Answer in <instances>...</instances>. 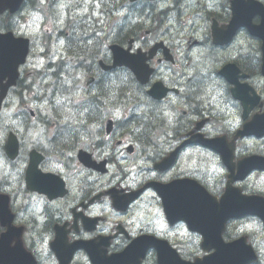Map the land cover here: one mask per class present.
<instances>
[{"label": "flooded vegetation", "instance_id": "flooded-vegetation-1", "mask_svg": "<svg viewBox=\"0 0 264 264\" xmlns=\"http://www.w3.org/2000/svg\"><path fill=\"white\" fill-rule=\"evenodd\" d=\"M216 1H219L216 7L221 9V13L218 11L216 17L224 22L227 20L224 9L226 0H214L212 5ZM132 17H134L135 22L140 15L132 14ZM120 33L121 31L118 35ZM84 34L80 31L75 35L79 43L82 42ZM136 34H133V41L135 40V43L140 44ZM104 39L102 35H99L89 39L91 41L88 43L82 44L86 53L85 56L89 58L86 63L78 65L77 68L81 69L77 71L69 63L72 52L70 53L65 49H61L56 54V62L53 64L54 93L64 102V107L62 109L56 108L55 112L58 117H65L66 123H64L65 127L50 129L53 132L47 133L45 138H36L38 143H36L35 148L43 158L39 166L40 170L43 173L60 176L64 183L65 192L52 196L45 192L37 193L25 190L27 192L25 194L21 191H8L12 199L13 207L11 209L15 215L14 225L23 229V241L32 253L35 264H58L50 247L56 237L59 241L63 238L67 246L80 241L94 242L87 246L94 249L96 257L104 264H111L109 257L116 264H120L117 260L118 255L129 245L137 243L143 247L144 257L141 264H156L157 252L153 238L167 240V232L171 229L164 220L160 196L152 189L142 190L138 198L128 206L127 210L122 212L110 208L111 194H109L110 202L105 192L110 187H122L125 190L113 194L115 196L122 195V193L127 195L145 188L150 181L168 183L178 178H195L199 172L197 168L198 155L195 148L192 147L194 145L178 151L173 164L166 170L156 172L152 169L154 163L168 156L187 138V134L191 130L190 124L200 115L198 103L201 101L198 94L201 91V82L196 80L201 74L198 72V68L193 66L187 68L189 63L188 65L182 63L181 59L174 55L177 61L175 68L179 70V73L176 74L173 81L169 80L166 84L179 90L175 96L178 100L175 103L165 101L166 107L154 105L150 100L145 101L141 94L133 95L135 96L133 99L135 105L131 112L133 111V115L136 116L139 113L144 122H148L147 125H151L149 122H163L165 116L174 118L172 127H154L150 130L143 127L140 128L139 133H136L131 127H124L127 120L124 121V102H122L123 93L121 90L130 83L122 79V69L104 72L99 68L98 60L92 61L90 58L95 55L101 57L103 54L107 56V52L101 48ZM134 49L138 48L134 47ZM160 57L161 52L153 61L157 62ZM246 59L250 63V58L247 57ZM102 60L104 63L110 64V58ZM79 72H83L84 77L89 78L87 82H90L88 85L84 84L83 92L79 89L81 81ZM32 78L31 73H23L19 86L17 84L18 87L14 88L13 91L39 85L40 81L36 79L34 82ZM62 83L68 84L62 86ZM35 97L38 98V95L36 94ZM77 97L83 98L78 106L75 105ZM171 98L172 96L169 97V99ZM190 103L195 107L191 106L186 111H182V115L175 113L177 106H187ZM151 112L152 114H150ZM147 114H150L149 117H146ZM81 117L85 121L86 128L84 130L68 129L77 124V120ZM109 118L113 120L112 130L106 127V121ZM28 130L34 129H27L26 132ZM68 135L74 136L73 143L72 141L66 143ZM63 136L65 138H62ZM159 140L160 143H157L156 141ZM127 147L130 148L127 149ZM79 150L89 155L88 160L94 166L106 162L109 167L118 165L125 169L128 166L121 165L119 160L122 161L125 156H128L134 160L133 165H136L140 159V162L148 163L150 167L139 168L134 175H129V171H126L120 180L109 184L106 179H103L106 176L83 169L78 164L76 154ZM19 159L25 161L19 174L20 183L25 187L29 152H21ZM189 163L192 165L189 166ZM0 164L4 165V162L1 163L0 161ZM99 169L102 168L99 167ZM17 170L15 168V171ZM123 170L118 171L123 172ZM79 171H85L86 174H78ZM13 175L14 172L11 171L6 176L11 179ZM9 179L6 182L8 187L14 188ZM56 190H60V187L57 186ZM27 195L33 203L27 200ZM100 195L101 197H96ZM92 199H94L93 202H90ZM17 200L24 201L25 208H22L21 214L18 213L21 207L18 210L15 207ZM156 215H160L159 221H157ZM87 218H97V220L91 222ZM96 222L98 223L94 228ZM179 224V222L175 224V227ZM235 224L232 223L231 225L235 226ZM1 231L2 229L0 233ZM187 234L189 233L186 230L184 235L180 234L178 240L172 243V246L176 248L175 250L179 251V255L183 257L190 254L191 247L196 248L197 245L200 247L201 244L200 236L189 234L196 237L195 240H189ZM230 239L231 237H228V240ZM166 243L169 244V242ZM256 247L259 249L258 244ZM132 252L136 254L134 249ZM94 262L98 264L96 260ZM71 264L92 263L88 254L79 249L73 253Z\"/></svg>", "mask_w": 264, "mask_h": 264}, {"label": "rangeland", "instance_id": "rangeland-1", "mask_svg": "<svg viewBox=\"0 0 264 264\" xmlns=\"http://www.w3.org/2000/svg\"><path fill=\"white\" fill-rule=\"evenodd\" d=\"M218 3H215V6ZM119 8V4L116 5H112L109 7V9L106 11V14H110L113 10ZM195 6L190 4V6L188 8H186L185 10H187V14L189 15V17H191V20H188L185 24H179V23H160L157 20H153L150 19L148 22H145L144 24V29L145 30H149L151 29V35L149 36V40L152 42V40L156 39V38H161L163 40H165L166 44L167 42L169 44H171V46L175 49L179 46V49H175V52L178 54V56H182V59L184 60V54H187V59L188 60H196V61H200L203 62L202 64H200L199 62H195V65L200 66L202 70H204V74L205 75H201L196 81L197 82H201V91L203 90L204 93L200 94L199 97H205L204 99H202V101L206 102L207 105L210 104V108L213 109H218V110H223L224 112H221V114L216 113V120H215V124L211 125L209 127V131L210 132H215V131H219V129L221 128H225L227 126L232 125V129L234 128V125H237L238 123H240V121L237 120L236 116V112L234 110V107L232 105V103L230 104H223L221 102V100H217L215 97H211L210 94H208V91L210 92H215V94H217L218 99H221L223 97V95L220 94V90H217L219 88V84H221V82L219 80H217V77L215 76L214 72L215 69L220 65V63L231 57V48L227 49L226 51L223 52H219V53H214V50L209 46V45H204L203 47H198L197 49L193 50V51H184V49H186V44L184 43V40H186V38H190L193 37L194 39L198 40L199 42L202 40L203 36L206 35V33H208V29H206L204 27L205 23H202L201 20H198L197 14L195 12ZM76 13H79L80 9L79 8H75L74 10ZM219 13H221V9L218 10ZM126 12V10H124V13ZM124 15V14H123ZM182 15V19L186 20V16L184 15L183 11L181 13ZM126 16V15H124ZM27 17V16H25ZM118 19H120L118 17ZM20 23L19 24H23L22 22V18H19ZM112 22L109 24L111 25ZM77 25H79V23L77 22ZM93 26H88L87 30H92ZM22 29H24V27H22ZM30 29V28H29ZM55 28L53 27V24H51L50 22H47L44 24L43 29H42V36L44 39V44L46 43V38L45 35L48 33H51V35L54 34ZM98 34H101L99 31H101V28H98ZM178 38H179V45H178ZM167 39H170V41H168ZM247 44H250L249 42H247ZM59 46H61V44H59ZM168 48L171 47L167 46ZM53 48V43L51 42V44H49L47 47L44 46V50L48 49L51 50ZM39 49L37 48L36 52H38ZM245 53H247L249 56L253 57L255 55L254 51H245ZM213 54V55H212ZM233 55H235V53L233 52ZM250 58V57H249ZM38 60H40L38 54L35 53V55L33 56V58L31 59V63H35ZM48 62V59H46V57H44V60L40 62V67L45 65ZM29 61L27 63V69L25 70V74L29 72V69H35L34 68V64L32 65H28ZM250 65V63H249ZM50 82V81H49ZM222 85V84H221ZM261 86H263L264 84H260ZM123 93V99L122 102L125 103V106L128 105L129 103V107L132 109L133 106L135 104H132L131 102H134V96L132 95V93L130 91L121 90ZM39 96H43L42 92H39V90L36 92ZM211 97V98H210ZM123 103V104H124ZM31 107L37 111L38 113H41V115H43L44 117H46L47 119H49L51 122L54 121V118L51 117L50 115V107L48 103L45 104H32ZM62 114V113H61ZM152 114V112L150 113ZM150 114H147L146 117H149ZM8 108H4L2 110V112L0 113V125H2L3 127L6 126L9 123V119H8ZM132 115H133V111H132ZM130 118L129 123H126L125 127L128 125H130L129 127H131V129H133L136 133H139V131L141 130L140 128L143 127H147V130L153 129L155 127V123L153 122H149L151 123V125H147L146 123L148 122H144V120L142 118L138 117H132ZM61 117V116H60ZM64 119V123H66V118L62 117ZM139 118V119H138ZM141 119V120H140ZM168 122L170 124H174V118H168ZM78 123L71 126L70 130H72L73 128L76 127V125H80L84 126L85 125V121L84 118L81 117L79 120H77ZM63 122H60L59 125H57V127H61L63 126ZM172 127V126H171ZM86 128L82 127L80 130H84ZM33 135L37 134L36 131L32 132ZM49 133H52L51 130H49ZM62 138H65V136H63ZM74 139L73 135H68L67 136V142L69 141L71 142ZM73 143V141H72ZM241 150L243 152H256V151H260V152H264V142H250V143H246ZM243 152L238 151V155H245ZM255 154V153H252ZM206 158L201 159L199 161H197V168L199 169V173L203 176H208V181H209V185L211 188H217L220 187V182L221 179L223 178V170L222 167L219 164L218 159L215 156H210V155H205ZM2 163V161H1ZM121 163L123 165L126 166H131L133 165L135 162L132 159H128L126 158L125 160H122ZM192 165L191 163H189V166ZM1 167V166H0ZM143 168L147 167V163H145L143 166ZM1 169V168H0ZM114 174L118 173V170L116 168H114L113 170ZM115 179H117V176H114ZM249 187L251 188H264V180H251L249 182Z\"/></svg>", "mask_w": 264, "mask_h": 264}, {"label": "water", "instance_id": "water-1", "mask_svg": "<svg viewBox=\"0 0 264 264\" xmlns=\"http://www.w3.org/2000/svg\"><path fill=\"white\" fill-rule=\"evenodd\" d=\"M20 0H0V12L5 8H11L15 10L18 6ZM26 42H21L17 44L15 41L8 42L7 44H0V81L8 74V65L6 64L7 58H10L14 54L24 55ZM114 56L116 58V64H124L128 66L132 71H134L138 76L143 70L140 67H135L129 63L126 51L121 50L118 47L113 48ZM125 55V56H124ZM16 67V65H15ZM148 73L144 78L139 77L141 82H145ZM7 86H0V100L4 96ZM156 87L150 92L152 96L155 95ZM253 128H261L264 126V115L253 118L250 123ZM203 145L210 147L221 153L222 159L226 164L229 159L232 158V153L228 150V147L224 144H221L218 141H203ZM261 167V166H260ZM246 169L238 170L237 176L232 177V180L242 179ZM233 173V168L231 170ZM174 192H184L185 198L182 202V208L180 210L183 219L187 222L188 226L192 230H199L201 232H208L218 223L222 222V217L232 215L233 212L243 213L241 211L246 208H252L256 206V203L253 202L250 198L239 197V191L227 190V193L221 198L220 202L215 204L214 199L211 198L207 193L199 186H196L194 183H184L176 187L169 186L163 190L164 197L167 202H169L174 195Z\"/></svg>", "mask_w": 264, "mask_h": 264}, {"label": "bare ground", "instance_id": "bare-ground-1", "mask_svg": "<svg viewBox=\"0 0 264 264\" xmlns=\"http://www.w3.org/2000/svg\"><path fill=\"white\" fill-rule=\"evenodd\" d=\"M129 19H130V22L125 26L126 31L132 30L133 27L135 26L134 17H132V15H130ZM252 63H253V59L250 58V64H252ZM125 81H127V80H125ZM127 82H129V81H127ZM134 95H136V94H134ZM137 95H140L138 91H137Z\"/></svg>", "mask_w": 264, "mask_h": 264}, {"label": "trees", "instance_id": "trees-1", "mask_svg": "<svg viewBox=\"0 0 264 264\" xmlns=\"http://www.w3.org/2000/svg\"><path fill=\"white\" fill-rule=\"evenodd\" d=\"M124 90L130 91L132 93V95L137 94V90L135 89V87L131 83L129 85H126L124 87Z\"/></svg>", "mask_w": 264, "mask_h": 264}]
</instances>
